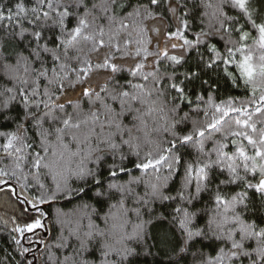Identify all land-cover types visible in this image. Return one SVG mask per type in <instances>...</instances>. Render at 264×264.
I'll return each mask as SVG.
<instances>
[{
  "label": "snow or ice",
  "instance_id": "6c2138e0",
  "mask_svg": "<svg viewBox=\"0 0 264 264\" xmlns=\"http://www.w3.org/2000/svg\"><path fill=\"white\" fill-rule=\"evenodd\" d=\"M0 264H264V0H0Z\"/></svg>",
  "mask_w": 264,
  "mask_h": 264
},
{
  "label": "trees",
  "instance_id": "16d2710c",
  "mask_svg": "<svg viewBox=\"0 0 264 264\" xmlns=\"http://www.w3.org/2000/svg\"><path fill=\"white\" fill-rule=\"evenodd\" d=\"M8 212H9L8 209H6V208H4L2 205H0V216H3V215H5V214L8 213ZM2 245H3V241L0 240V246H2Z\"/></svg>",
  "mask_w": 264,
  "mask_h": 264
}]
</instances>
